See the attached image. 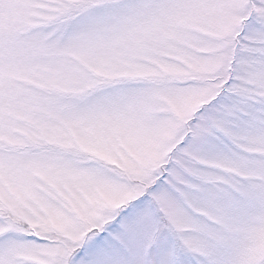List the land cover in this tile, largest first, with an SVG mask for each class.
Segmentation results:
<instances>
[{"label":"snow or ice","instance_id":"6c2138e0","mask_svg":"<svg viewBox=\"0 0 264 264\" xmlns=\"http://www.w3.org/2000/svg\"><path fill=\"white\" fill-rule=\"evenodd\" d=\"M0 264H264V0H0Z\"/></svg>","mask_w":264,"mask_h":264}]
</instances>
